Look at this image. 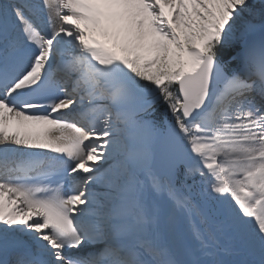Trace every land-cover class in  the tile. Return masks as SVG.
<instances>
[{"label": "snow or ice", "instance_id": "1", "mask_svg": "<svg viewBox=\"0 0 264 264\" xmlns=\"http://www.w3.org/2000/svg\"><path fill=\"white\" fill-rule=\"evenodd\" d=\"M0 264H264V0H0Z\"/></svg>", "mask_w": 264, "mask_h": 264}, {"label": "trees", "instance_id": "2", "mask_svg": "<svg viewBox=\"0 0 264 264\" xmlns=\"http://www.w3.org/2000/svg\"><path fill=\"white\" fill-rule=\"evenodd\" d=\"M163 110L161 109V112H162Z\"/></svg>", "mask_w": 264, "mask_h": 264}]
</instances>
